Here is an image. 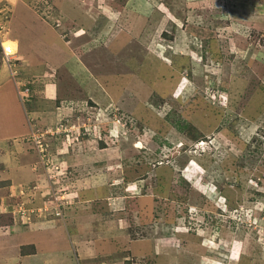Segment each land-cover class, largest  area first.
<instances>
[{
  "label": "rangeland",
  "instance_id": "obj_1",
  "mask_svg": "<svg viewBox=\"0 0 264 264\" xmlns=\"http://www.w3.org/2000/svg\"><path fill=\"white\" fill-rule=\"evenodd\" d=\"M0 39V264H264V0H0Z\"/></svg>",
  "mask_w": 264,
  "mask_h": 264
},
{
  "label": "built area",
  "instance_id": "obj_2",
  "mask_svg": "<svg viewBox=\"0 0 264 264\" xmlns=\"http://www.w3.org/2000/svg\"><path fill=\"white\" fill-rule=\"evenodd\" d=\"M0 47H1L2 61H3L4 65H6L9 68V71L13 73L11 75L12 79H15L17 72H15L16 71L15 70V66L16 65H15L14 62L18 60L17 53H16L17 51H16L15 48H13L12 45L4 44L2 39H0ZM25 86H22L21 84L20 85H16L17 93H18L19 96H21V98L29 96V90L27 88H24L22 90L20 89V87H25ZM23 92H26V94L22 96Z\"/></svg>",
  "mask_w": 264,
  "mask_h": 264
},
{
  "label": "crops",
  "instance_id": "obj_3",
  "mask_svg": "<svg viewBox=\"0 0 264 264\" xmlns=\"http://www.w3.org/2000/svg\"><path fill=\"white\" fill-rule=\"evenodd\" d=\"M2 85H4V86H6V84H1L0 86H2ZM10 117H11V115H10ZM14 118V116L11 118V119H13ZM18 118L16 117L15 118V120H17ZM14 120V122H13V124L11 125V127L13 126V125H17V128H15L14 129V131H12L11 133H9V134H6V135H1L0 134V138L2 139V138H5V137H17V136H20V135H24L25 134V130L24 129H21V127H20V124H19V121L17 120V121H15ZM8 124V126H7V128H9V125H10V123H7ZM16 130H18V132H16L13 136H12V134L16 131ZM9 137V138H10ZM25 161L22 159V163H24ZM3 202H2V199H0V204H2ZM33 254V253H32ZM36 254H34V255H31V256H35ZM56 261V263H58V264H60L61 262H60V260H58V259H56L55 260ZM78 261H79V259H78ZM79 263V262H78ZM77 264V263H76Z\"/></svg>",
  "mask_w": 264,
  "mask_h": 264
},
{
  "label": "trees",
  "instance_id": "obj_4",
  "mask_svg": "<svg viewBox=\"0 0 264 264\" xmlns=\"http://www.w3.org/2000/svg\"><path fill=\"white\" fill-rule=\"evenodd\" d=\"M0 62H1V64L4 66V63H3V61H2V55H1V47H0ZM15 63V65H17V63H19V60H17V61H15L14 62ZM20 64V63H19ZM15 68H16V66H15ZM16 70V69H15ZM17 72V71H16ZM21 72L18 70V72L16 73V75L17 76H19V74H20ZM24 88H27L28 90H30L31 88H33V86H31L30 84H28L27 86H25ZM23 87H20V89L22 90V89H24ZM15 89H16V91H17V88L15 87ZM29 96H30V94H29ZM29 96L28 97H26V99L27 100H29L28 98H29ZM176 127L177 128H180V126H178V125H176ZM182 129V128H181ZM193 140L196 142V144L197 143H199V141H201L202 140V137H193ZM182 177H184V176H182ZM185 178V177H184ZM186 179V178H185ZM187 180V179H186Z\"/></svg>",
  "mask_w": 264,
  "mask_h": 264
}]
</instances>
